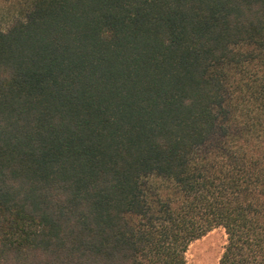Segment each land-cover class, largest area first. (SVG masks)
Returning a JSON list of instances; mask_svg holds the SVG:
<instances>
[{
  "label": "trees",
  "instance_id": "1",
  "mask_svg": "<svg viewBox=\"0 0 264 264\" xmlns=\"http://www.w3.org/2000/svg\"><path fill=\"white\" fill-rule=\"evenodd\" d=\"M9 8L0 264H264V0Z\"/></svg>",
  "mask_w": 264,
  "mask_h": 264
},
{
  "label": "rangeland",
  "instance_id": "2",
  "mask_svg": "<svg viewBox=\"0 0 264 264\" xmlns=\"http://www.w3.org/2000/svg\"><path fill=\"white\" fill-rule=\"evenodd\" d=\"M0 0V21L11 16L10 2ZM227 243V234L221 226L212 228L192 241L185 253L186 264H220V258Z\"/></svg>",
  "mask_w": 264,
  "mask_h": 264
}]
</instances>
